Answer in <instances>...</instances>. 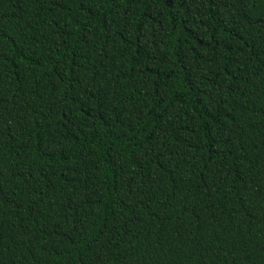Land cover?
<instances>
[{
    "label": "trees",
    "instance_id": "obj_1",
    "mask_svg": "<svg viewBox=\"0 0 264 264\" xmlns=\"http://www.w3.org/2000/svg\"><path fill=\"white\" fill-rule=\"evenodd\" d=\"M0 264H264V0H0Z\"/></svg>",
    "mask_w": 264,
    "mask_h": 264
}]
</instances>
